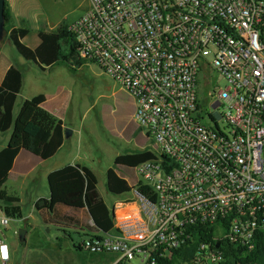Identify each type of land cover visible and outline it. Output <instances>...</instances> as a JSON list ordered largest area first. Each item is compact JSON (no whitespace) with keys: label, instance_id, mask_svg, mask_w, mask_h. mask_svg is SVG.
Masks as SVG:
<instances>
[{"label":"built area","instance_id":"2783aa9c","mask_svg":"<svg viewBox=\"0 0 264 264\" xmlns=\"http://www.w3.org/2000/svg\"><path fill=\"white\" fill-rule=\"evenodd\" d=\"M68 29L79 58L133 99L154 155L110 203L108 232L66 227L85 236L77 250L104 264H220L227 245L264 264V0H88ZM200 69L223 81L205 119ZM8 220L0 211V245Z\"/></svg>","mask_w":264,"mask_h":264},{"label":"rangeland","instance_id":"374dc122","mask_svg":"<svg viewBox=\"0 0 264 264\" xmlns=\"http://www.w3.org/2000/svg\"><path fill=\"white\" fill-rule=\"evenodd\" d=\"M42 3L50 23L57 22L59 25L69 26L86 9L88 0H42ZM6 41L5 38L0 41V63L9 61L10 65L21 71L25 93L37 90L49 96L59 87L62 95L66 96L67 116L76 131L65 142L59 156L66 162L72 156L86 165L89 164L86 163L87 159L92 161L89 167L96 178L97 193L109 207L117 197L105 191V171L114 168L116 173L124 176L128 182L133 176L132 174L131 178H128L121 168L114 167V157L152 146L145 132L137 128L131 119L130 105L124 98V93L112 86L110 79L100 74L97 67L88 62L75 68L73 73L62 65L47 73H40L32 64L24 62ZM204 57L210 62L209 53ZM206 79L209 84L205 86ZM215 86H223L222 79L214 73L207 74L200 69L196 77V91L200 114L204 119L205 115L211 112L207 92ZM61 110L63 111V108ZM204 123L207 125L206 121ZM217 125L220 129L223 126L222 123ZM49 167L50 162L37 169L40 178L34 188L30 187L29 182L24 186L19 206L24 220L10 219L6 224L3 236L9 254L7 264H104V257L74 249L73 246L85 236L73 230H66L68 226L74 228L88 222L89 219L83 211L57 207L62 218L75 220L78 224L55 227L44 225L33 209L32 199L47 197L46 182L41 175ZM23 226L27 228V232H24V242H19L17 232Z\"/></svg>","mask_w":264,"mask_h":264},{"label":"trees","instance_id":"16d2710c","mask_svg":"<svg viewBox=\"0 0 264 264\" xmlns=\"http://www.w3.org/2000/svg\"><path fill=\"white\" fill-rule=\"evenodd\" d=\"M3 17V38L8 40L23 60L36 66L62 65L72 73L81 65L83 60L78 56L77 43L67 25L60 24L52 32L37 31L35 35L39 43L31 50L21 42L30 31L24 21H21L19 27H8L9 15L4 3ZM20 86V73L10 66L0 82V134L10 129L8 141L0 150V211L11 220L21 219L18 198L4 188L14 158L20 150L40 160L50 158L59 149L63 133L62 123L40 108L44 101L41 94L24 100L12 118V107ZM153 157L150 149L135 150L115 156L112 163L114 167L121 168L126 177L131 178L135 166ZM46 184L47 197L37 198L33 203V209L44 225L66 227L78 224L75 220H68L59 215L56 207L62 206L83 211L91 223L85 225L88 231L105 233L112 228L110 210L99 197L95 175L89 168L79 164L65 165L48 173ZM104 187L106 193L113 196H119L129 189L127 179L118 175L114 168L105 171ZM203 231L208 232L207 229ZM202 237L197 236L195 243L200 242ZM222 246L225 258L220 264H263L261 250L255 249L239 257L237 248ZM73 247L77 250L76 246Z\"/></svg>","mask_w":264,"mask_h":264},{"label":"crops","instance_id":"0c3cea01","mask_svg":"<svg viewBox=\"0 0 264 264\" xmlns=\"http://www.w3.org/2000/svg\"><path fill=\"white\" fill-rule=\"evenodd\" d=\"M4 4L6 6V9H7L8 15H9L8 27L9 28L19 27L21 21H24L26 27L30 31L29 34L21 40V42L27 48H29L31 50L35 49L39 43V41L35 35L37 31L52 32L59 26V23H57V22L56 23H50V21L48 19V15L45 12V8H44V4L42 3V0H4ZM86 9H87V7H86ZM6 43L10 44L8 42V40L6 41ZM0 48H1V45H0ZM1 57H2V54H1V50H0V58ZM23 61L32 64L33 67H35V69H37L40 73H44V72L47 73L51 69L61 66V65L50 66V67L36 66L35 64H33L30 61H25V60H23ZM82 63H87V62L82 61ZM82 63H81V65H82ZM89 64H91V63H89ZM10 66L14 67L13 65L9 64V61L4 60L3 62L0 63V82L3 79L5 71ZM14 68L17 69L18 72L20 73L21 86H20L18 94L15 97L14 104L12 107V112H11L12 118L15 117L20 104L24 100H28V99L36 96V95L41 94L44 97V101L40 104V108L42 110L46 111L47 113H49L55 119L59 120L62 123V130L65 127L68 128L71 132L70 136H72V134L76 131V127L72 126L69 122L70 119L67 116V108L65 106L67 98H66V96L62 95L60 88L59 87L56 88L55 92L49 96L46 94H43L42 92L37 91V90L25 93L24 92L22 73L17 67H14ZM111 83H113V82L111 81ZM112 86H114V87L116 86L119 90H121L124 93L123 94L124 98L127 100V102L130 105V114H131V119H132V114H133L134 106H135L133 99L130 96H128L127 93L125 91H123L117 84L113 83ZM62 108H63V111L61 110ZM60 110H61V112H60ZM9 130L0 134V139H1L0 140V150L5 147V145L8 141V138L10 135ZM70 136H68L67 138L62 137V143H61L59 149L54 153V155H52L50 158H48L46 160H40L39 158H37V157H35V156H33V155L23 151V150H20L18 152V154L16 155V157L13 160L11 169L7 174V178H6V181L4 183V188L8 193H10V194H12L18 198V205L19 206L21 204V198L20 197L23 194L22 192L24 191L25 184L29 182L31 188H34L36 186L37 181L40 178V175H39V172L37 169L41 166H44L45 163L50 162L49 169H46L41 175L42 179L45 182H46V176L48 175V173H50L53 170L59 169L65 165L79 164V165H83V166L90 169L89 164L92 161H90L89 159L86 160V163L87 164L89 163L88 165H86L84 163H81L80 160L78 158H75L74 156H72L70 158V160L67 162L63 161L61 159V157L59 156L65 142L68 140V138ZM47 192H48V190H47ZM43 198H45V197H43ZM36 199H37V197L35 199H32V207H33V203L35 202ZM56 209H57V207H56ZM65 209H67V208H65ZM67 210H70V209H67ZM76 211H79V210H76ZM20 220H24V219H22V216H21ZM88 222H90V221L88 220ZM27 226H29L28 223H27ZM22 229L25 232H27L26 227L23 226Z\"/></svg>","mask_w":264,"mask_h":264},{"label":"water","instance_id":"95a60500","mask_svg":"<svg viewBox=\"0 0 264 264\" xmlns=\"http://www.w3.org/2000/svg\"><path fill=\"white\" fill-rule=\"evenodd\" d=\"M3 3H4V0H0V41L3 38V27H4ZM70 133H71L70 130L65 127L63 128L62 137L67 138L68 136H70ZM24 232L25 231L23 229H20L17 232V239L19 242H24Z\"/></svg>","mask_w":264,"mask_h":264},{"label":"clouds","instance_id":"9594fccd","mask_svg":"<svg viewBox=\"0 0 264 264\" xmlns=\"http://www.w3.org/2000/svg\"><path fill=\"white\" fill-rule=\"evenodd\" d=\"M8 251L6 245H0V258L8 259Z\"/></svg>","mask_w":264,"mask_h":264}]
</instances>
